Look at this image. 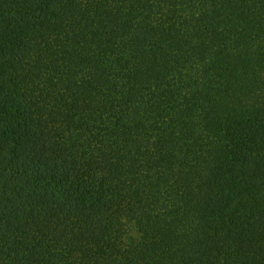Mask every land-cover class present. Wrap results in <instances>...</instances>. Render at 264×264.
I'll return each instance as SVG.
<instances>
[{
  "label": "trees",
  "instance_id": "obj_1",
  "mask_svg": "<svg viewBox=\"0 0 264 264\" xmlns=\"http://www.w3.org/2000/svg\"><path fill=\"white\" fill-rule=\"evenodd\" d=\"M0 264H264V0H0Z\"/></svg>",
  "mask_w": 264,
  "mask_h": 264
}]
</instances>
